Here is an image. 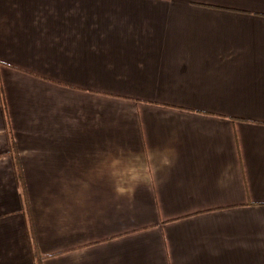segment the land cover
Returning a JSON list of instances; mask_svg holds the SVG:
<instances>
[{"label":"crops","instance_id":"obj_1","mask_svg":"<svg viewBox=\"0 0 264 264\" xmlns=\"http://www.w3.org/2000/svg\"><path fill=\"white\" fill-rule=\"evenodd\" d=\"M0 264H264V0H0Z\"/></svg>","mask_w":264,"mask_h":264}]
</instances>
